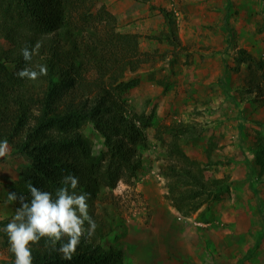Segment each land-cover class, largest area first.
Wrapping results in <instances>:
<instances>
[{
    "label": "rangeland",
    "instance_id": "rangeland-1",
    "mask_svg": "<svg viewBox=\"0 0 264 264\" xmlns=\"http://www.w3.org/2000/svg\"><path fill=\"white\" fill-rule=\"evenodd\" d=\"M94 2L93 11L115 17L116 32L138 37L142 63L123 75L116 96L152 119L136 146L133 182L91 194L89 211L111 229L104 249L117 264H264V173L255 164L264 146V68L255 65L264 64V0ZM239 49L256 63L234 72ZM83 132L103 155L98 131L88 124ZM177 151L208 186L223 181L217 197L189 214L175 209L167 188L170 160L186 165ZM31 163L10 146L0 157V229L18 206L8 194L19 195ZM9 249L0 231V264H15Z\"/></svg>",
    "mask_w": 264,
    "mask_h": 264
},
{
    "label": "trees",
    "instance_id": "trees-1",
    "mask_svg": "<svg viewBox=\"0 0 264 264\" xmlns=\"http://www.w3.org/2000/svg\"><path fill=\"white\" fill-rule=\"evenodd\" d=\"M94 5V0H0V39L7 44L0 43V141L7 140L15 155L32 161L18 196L29 198V181L55 195L68 173L79 177L78 192L91 194L99 188L113 190L119 182L130 184L136 176L140 162L136 146L146 143L145 130L152 119L144 112H132L116 90L123 75L142 63L138 37L116 32L115 17L103 7L93 11ZM37 41L39 53L25 62L21 48ZM254 59L239 49L232 71L256 63ZM6 63L15 69L10 71ZM37 64L48 67L47 76L35 82L16 76ZM255 65L264 68L260 60ZM88 124L103 138L106 152L101 156L93 154L83 132ZM162 130L157 129L160 136ZM177 155L186 165L179 169L170 160L167 188L175 209L189 214L206 198L217 197L223 181L208 186L187 157L180 151ZM256 155L255 164L264 173L263 145ZM89 214L97 228L81 241L71 261L45 248L42 239L32 246L33 264H117L118 258L102 245L110 225L93 211Z\"/></svg>",
    "mask_w": 264,
    "mask_h": 264
},
{
    "label": "clouds",
    "instance_id": "clouds-1",
    "mask_svg": "<svg viewBox=\"0 0 264 264\" xmlns=\"http://www.w3.org/2000/svg\"><path fill=\"white\" fill-rule=\"evenodd\" d=\"M40 48L39 41L31 47L26 44L20 50L23 60L31 62ZM47 75L48 67L42 64L16 72L17 77L31 82ZM8 150L7 140L0 141V157L6 156ZM60 184L55 195L35 187L30 181L26 185L29 198L18 196L15 192L8 194V200L18 206L11 220L0 231L7 235L15 264H33L32 246H38L42 239L45 248L71 261L81 241L95 233L97 224L89 214L91 193L77 191L80 180L73 173L64 175Z\"/></svg>",
    "mask_w": 264,
    "mask_h": 264
}]
</instances>
